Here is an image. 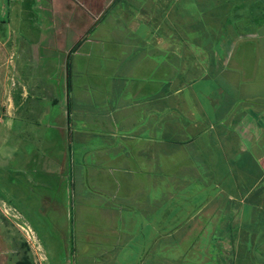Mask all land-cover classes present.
I'll list each match as a JSON object with an SVG mask.
<instances>
[{
    "label": "crops",
    "instance_id": "0c3cea01",
    "mask_svg": "<svg viewBox=\"0 0 264 264\" xmlns=\"http://www.w3.org/2000/svg\"><path fill=\"white\" fill-rule=\"evenodd\" d=\"M119 1L72 45L9 38L0 123L34 203L69 200L75 264H262L264 0Z\"/></svg>",
    "mask_w": 264,
    "mask_h": 264
},
{
    "label": "rangeland",
    "instance_id": "374dc122",
    "mask_svg": "<svg viewBox=\"0 0 264 264\" xmlns=\"http://www.w3.org/2000/svg\"><path fill=\"white\" fill-rule=\"evenodd\" d=\"M112 1L0 0V100L5 52L10 47L9 38L12 39V47L16 40L19 42L17 46L19 44L21 47L23 39L37 40L42 35L49 38L59 36L61 42L65 40L67 45H72L74 37L96 33L94 30L87 31L88 27L101 19L103 6L110 5ZM122 4L127 6V0H120L115 6L112 5L109 13L119 10ZM63 59L61 52L56 50L46 61L52 67ZM32 66L29 65L26 69L36 67ZM47 73L49 76L66 79V71L62 75V69H48ZM5 129V122L0 123V264H17L24 257L32 264H75L81 239L77 238L73 223L76 219L69 200L58 206L54 205V210L50 211V207L42 203L36 206L34 198L41 195L42 187L34 182L28 184L25 174L20 173L19 168L25 160L18 155V150L17 153L11 152V145L18 144L16 136L4 143ZM14 131H18L17 121L13 125V133ZM56 191L57 189L55 193ZM67 193H71L69 186ZM28 206L33 208L28 210ZM20 211L29 224L20 219ZM19 224L27 231L37 232L40 241L33 235L28 243L20 235L24 232ZM255 252L249 251L253 256ZM83 261L81 259L78 264H83ZM261 263L264 264V260Z\"/></svg>",
    "mask_w": 264,
    "mask_h": 264
},
{
    "label": "trees",
    "instance_id": "16d2710c",
    "mask_svg": "<svg viewBox=\"0 0 264 264\" xmlns=\"http://www.w3.org/2000/svg\"><path fill=\"white\" fill-rule=\"evenodd\" d=\"M17 264H32L28 258L24 257L22 260L18 261Z\"/></svg>",
    "mask_w": 264,
    "mask_h": 264
}]
</instances>
